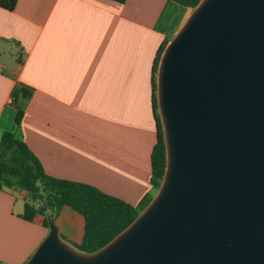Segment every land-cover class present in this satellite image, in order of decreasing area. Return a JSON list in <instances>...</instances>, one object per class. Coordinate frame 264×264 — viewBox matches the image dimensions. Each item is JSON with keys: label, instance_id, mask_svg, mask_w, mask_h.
I'll return each instance as SVG.
<instances>
[{"label": "crops", "instance_id": "crops-1", "mask_svg": "<svg viewBox=\"0 0 264 264\" xmlns=\"http://www.w3.org/2000/svg\"><path fill=\"white\" fill-rule=\"evenodd\" d=\"M192 10L170 0L0 6V140L16 130L12 93L24 84L33 93L19 100L22 137L45 172L138 204L151 191L158 140L154 60ZM27 202L23 189L0 191V264H25L49 233L44 215L25 218ZM53 220L61 240L85 254L76 247L83 216L64 206Z\"/></svg>", "mask_w": 264, "mask_h": 264}, {"label": "water", "instance_id": "water-1", "mask_svg": "<svg viewBox=\"0 0 264 264\" xmlns=\"http://www.w3.org/2000/svg\"><path fill=\"white\" fill-rule=\"evenodd\" d=\"M157 86L168 165L151 204L91 255L49 218L25 264H264V0H202Z\"/></svg>", "mask_w": 264, "mask_h": 264}, {"label": "trees", "instance_id": "trees-1", "mask_svg": "<svg viewBox=\"0 0 264 264\" xmlns=\"http://www.w3.org/2000/svg\"><path fill=\"white\" fill-rule=\"evenodd\" d=\"M124 3L126 0H114ZM180 6L194 9L202 0H170ZM17 0H0V6L13 10ZM170 42L166 38L157 51L153 64V105L157 116L158 140L151 154V191L138 204H131L99 188L82 182L48 175L22 137L24 107L19 100H27L33 89L19 84L13 90L16 108L15 131H6L0 140V191L23 189L27 192L25 218L32 220L36 213L45 216L43 224L49 228V218L69 206L84 218V233L77 249L87 255L106 247L124 232L151 204L159 192L168 165L164 125L159 114L157 73L161 57ZM38 204V206H36Z\"/></svg>", "mask_w": 264, "mask_h": 264}, {"label": "rangeland", "instance_id": "rangeland-1", "mask_svg": "<svg viewBox=\"0 0 264 264\" xmlns=\"http://www.w3.org/2000/svg\"><path fill=\"white\" fill-rule=\"evenodd\" d=\"M192 12H193V10H192ZM191 12V13H192ZM191 15V14H190ZM157 95H158V88H157ZM158 107H159V102H158ZM159 110V114H160V116H161V112H160V108L158 109ZM162 119V118H161ZM163 121V120H162ZM36 206H38V204H36Z\"/></svg>", "mask_w": 264, "mask_h": 264}]
</instances>
